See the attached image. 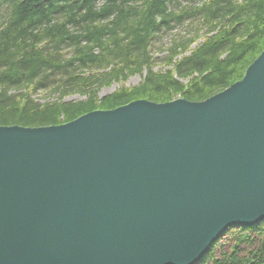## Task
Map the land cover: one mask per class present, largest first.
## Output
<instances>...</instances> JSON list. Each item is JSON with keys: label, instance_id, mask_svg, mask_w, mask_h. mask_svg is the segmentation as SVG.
Instances as JSON below:
<instances>
[{"label": "water", "instance_id": "obj_1", "mask_svg": "<svg viewBox=\"0 0 264 264\" xmlns=\"http://www.w3.org/2000/svg\"><path fill=\"white\" fill-rule=\"evenodd\" d=\"M264 223V49L201 102L0 126V264H199Z\"/></svg>", "mask_w": 264, "mask_h": 264}, {"label": "trees", "instance_id": "obj_2", "mask_svg": "<svg viewBox=\"0 0 264 264\" xmlns=\"http://www.w3.org/2000/svg\"><path fill=\"white\" fill-rule=\"evenodd\" d=\"M173 3L0 0V126H57L138 100L201 102L240 81L264 49V0ZM187 22L191 37L174 40L159 60L165 71H155V42ZM133 76L137 86L98 98ZM39 91L57 98L40 104L31 98ZM70 94L85 100L64 102ZM230 230L226 249L212 247L200 264H264V223Z\"/></svg>", "mask_w": 264, "mask_h": 264}, {"label": "rangeland", "instance_id": "obj_3", "mask_svg": "<svg viewBox=\"0 0 264 264\" xmlns=\"http://www.w3.org/2000/svg\"><path fill=\"white\" fill-rule=\"evenodd\" d=\"M202 0H174V3L172 5V9L175 8V10H179L178 8L183 7L187 4V2H191L193 5L200 4ZM1 12V9H0ZM193 27V26H192ZM192 27L189 24V22L184 23L182 26H178L173 28L167 33H163L160 35L158 40L155 42L154 47L152 48V51L154 53V58L157 59L156 66L154 68L155 71H165V68L163 64L159 61L162 57L166 54V49L169 48L172 44V42L175 40H181L190 38L192 34ZM203 42V39H199L198 42L190 47V51H192L197 45L201 44ZM141 81L140 76H133L130 77L126 82H120V83H112L110 86H105L101 88L98 91V98L105 97L107 95L112 94L113 92L117 91L120 87H126L131 88L137 86ZM183 83H187V80H183ZM32 100H35V102H38L40 104L46 103V102H52L57 98L56 94L49 95V93L39 91L31 94ZM179 99V98H177ZM85 100L84 97L79 96L77 94H70L66 96L63 101L64 102H78ZM232 230H229L230 232ZM228 233H225L222 235V237L213 245V253L215 256H218L221 251L225 250L228 245ZM200 264V263H199Z\"/></svg>", "mask_w": 264, "mask_h": 264}]
</instances>
